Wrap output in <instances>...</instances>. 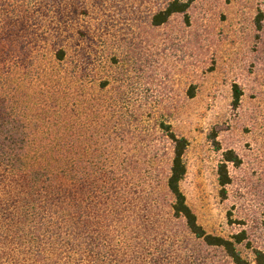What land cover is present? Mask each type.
<instances>
[{
	"label": "rangeland",
	"instance_id": "obj_1",
	"mask_svg": "<svg viewBox=\"0 0 264 264\" xmlns=\"http://www.w3.org/2000/svg\"><path fill=\"white\" fill-rule=\"evenodd\" d=\"M15 1V5L33 7L36 1L45 0ZM62 2H69L67 12L78 9L77 21L73 19L70 28L63 29V36L72 43L70 52L75 53L77 41L87 48L83 64L72 62L70 55L58 61L52 42L43 41L29 68L19 67L10 77L12 82L8 77L2 87L5 90L12 83L9 90L16 88L17 110L31 129L56 130L52 116L67 109L68 115L75 113L86 123L81 135L84 159L91 156L97 161L106 148L108 171L115 163L124 168L130 160L137 162L142 169L137 179L146 183L153 178L151 184L138 186L143 194L152 185L164 194L157 178L166 176L170 153L166 155L169 145L158 121H168L190 141L182 190L199 223L208 232L225 237L246 229L255 244L264 248V32L261 39L253 26L255 10L264 8V0H195L190 22L176 14L159 27L150 19L168 0ZM86 5L91 9L89 16L81 13ZM11 8L0 0V16ZM6 13L0 22L13 25L15 18ZM76 28L89 29L92 34L79 38ZM103 81L109 84L102 87ZM233 83L244 91L237 108L232 105ZM191 88L194 96L189 95ZM139 114L143 115L140 124L131 129L136 128L135 133L142 130V134L117 138L118 147L108 143L114 142L116 131L128 129L123 119H136ZM90 129H97L93 146ZM211 133L216 134L220 151L211 142ZM226 149H235L242 164L230 165L232 182L223 198L217 168ZM137 204V198L125 203L132 212ZM148 211L151 221L163 219L173 227L177 241L188 243L198 256L196 264H234L223 250L193 238L182 222L170 223L168 206H152ZM145 223L146 217L144 221L139 215L134 230L141 231ZM7 229L0 223V264H16L20 250L14 246L18 242L6 236ZM154 244L160 241L155 239ZM240 247L251 259L250 250Z\"/></svg>",
	"mask_w": 264,
	"mask_h": 264
},
{
	"label": "trees",
	"instance_id": "obj_2",
	"mask_svg": "<svg viewBox=\"0 0 264 264\" xmlns=\"http://www.w3.org/2000/svg\"><path fill=\"white\" fill-rule=\"evenodd\" d=\"M5 1L12 7L6 15L15 20L13 25L0 22V223L8 226L6 236L12 235L18 242L14 247L20 250L21 256H17L16 264H196L198 256L192 253L187 242L183 245L175 239L170 224L166 225L163 219L159 222L149 219L148 210L152 206L159 209L168 206L170 223L171 220L182 222L193 238L207 247L223 250L232 263L264 264V248L255 244L246 229L225 237L208 232L199 223L182 190V181L188 172L186 153L190 141L168 121L157 118L162 137L169 145L166 155L170 153L166 176L157 178V184L162 183L165 188L164 194L153 185L143 194L138 186L151 184L153 178L141 183L136 177L137 172H142L137 162L130 160L124 168L121 163H115L108 171L109 165L104 159L108 156L106 148L99 154V160L93 161L91 156L84 159L81 135L85 134L86 123L75 113L68 115L67 109L52 116L56 130L31 129L23 113L17 110L20 101L15 95L16 88L9 90L10 83L2 89L9 82L8 77H13L19 67L29 68L40 42L50 40L58 61L67 60L70 55L76 64H83L87 48L77 41L73 47L75 56L69 48L72 43L64 39L63 29L70 28L79 13L73 8L67 12L65 7L69 2L62 5V0L36 1L30 7L15 5V0ZM194 2L168 0L153 13L150 22L159 27L176 14L190 22L189 11ZM80 9L82 14L91 15L89 6ZM27 11L30 12L24 14ZM253 26L262 39L263 7L255 10ZM75 33L79 38H88L92 31L76 28ZM108 84L103 81L102 87ZM232 90V105L237 108L243 87L233 83ZM189 92L194 96V88ZM142 118L139 114L136 119H123L121 122L127 123L128 129L116 131L114 142L108 143L118 147L117 138L142 134V130L137 129L135 133L136 128L131 129ZM91 124L92 121L88 125ZM95 130H89L91 146L94 138L97 140ZM209 138L220 151L216 134L211 133ZM241 164L242 157L235 149L222 151L217 175L223 198L232 182L230 165ZM132 198L140 202L133 212L125 205ZM141 214L148 223L141 231H135L134 224ZM155 239L160 244H154ZM241 245L250 250L251 259L244 255ZM179 250L183 253L179 254Z\"/></svg>",
	"mask_w": 264,
	"mask_h": 264
}]
</instances>
